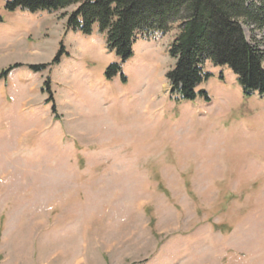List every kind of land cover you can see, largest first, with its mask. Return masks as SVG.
I'll return each instance as SVG.
<instances>
[{
  "label": "rangeland",
  "instance_id": "obj_1",
  "mask_svg": "<svg viewBox=\"0 0 264 264\" xmlns=\"http://www.w3.org/2000/svg\"><path fill=\"white\" fill-rule=\"evenodd\" d=\"M11 1L0 0V264H264V97L245 98L209 62V101L175 97L177 26L139 38L108 81L120 61L97 25L69 28L76 5ZM243 30L264 51V29Z\"/></svg>",
  "mask_w": 264,
  "mask_h": 264
},
{
  "label": "trees",
  "instance_id": "obj_2",
  "mask_svg": "<svg viewBox=\"0 0 264 264\" xmlns=\"http://www.w3.org/2000/svg\"><path fill=\"white\" fill-rule=\"evenodd\" d=\"M74 5L69 28L88 36L97 25L107 49L120 61L107 68L108 81L133 57L139 38L167 34L177 26L169 48L175 67L167 75L173 95L188 102L198 97L209 101L198 89L212 77L205 70L209 62L230 69L245 98L264 97V51L243 30L244 25L264 29V0H12L7 9L57 12Z\"/></svg>",
  "mask_w": 264,
  "mask_h": 264
}]
</instances>
